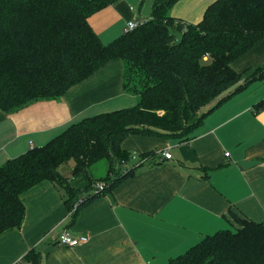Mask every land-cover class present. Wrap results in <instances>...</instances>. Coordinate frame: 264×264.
Wrapping results in <instances>:
<instances>
[{"label":"trees","instance_id":"16d2710c","mask_svg":"<svg viewBox=\"0 0 264 264\" xmlns=\"http://www.w3.org/2000/svg\"><path fill=\"white\" fill-rule=\"evenodd\" d=\"M116 1L0 0V110L60 98L117 58L124 61L123 87L138 98L133 107L84 117L45 145L6 160L0 166V236L22 226V193L44 180L58 186L76 218L82 205L137 167L163 162L154 150L133 160L121 144L134 133L188 140L208 112L241 89L236 85L243 75L232 63L264 35V0H217L202 21L189 24L171 16L178 0H156L152 18L104 43L90 18ZM255 78L264 79V68L246 80ZM262 110L264 100L254 106ZM71 160L74 173L85 170L90 177L86 188L76 189L60 172ZM100 161L109 162L108 170L94 177L91 169ZM233 216L236 230H218L168 264H264V221ZM41 257L32 249L22 264H41Z\"/></svg>","mask_w":264,"mask_h":264},{"label":"crops","instance_id":"0c3cea01","mask_svg":"<svg viewBox=\"0 0 264 264\" xmlns=\"http://www.w3.org/2000/svg\"><path fill=\"white\" fill-rule=\"evenodd\" d=\"M155 1L118 0L93 14L90 23L109 43L132 19L152 18ZM216 1L178 0L170 13L186 24L199 23ZM232 68L243 75L236 85L241 89L208 112L188 140L129 135L121 146L131 154L167 149L172 157L137 167L82 205L76 218L51 180L24 191L25 218L19 229L0 236V264H22L36 248L41 264H168L204 237L236 228L234 214L264 221V110L254 111L264 100V79L246 80L264 68V35ZM123 72L124 61L117 58L60 98L34 100L10 113L0 110V166L84 117L137 104V96L123 87ZM75 165L63 164L60 172L76 189L86 188L90 177L85 170L74 173ZM65 231L89 241L59 245Z\"/></svg>","mask_w":264,"mask_h":264},{"label":"built area","instance_id":"2783aa9c","mask_svg":"<svg viewBox=\"0 0 264 264\" xmlns=\"http://www.w3.org/2000/svg\"><path fill=\"white\" fill-rule=\"evenodd\" d=\"M142 22H140L138 19H132L127 27L126 32H131L134 28L138 27ZM163 159H170L172 157L171 153L167 150H164L163 152H160ZM226 155H229V152L226 153ZM133 160L137 158V154H133L132 156ZM106 186L104 182H98L96 184V187L103 189ZM58 244L59 245H67V246H77L80 245V243H87L89 241V237L87 235H80L79 237L71 235L68 231H65L64 233L59 235Z\"/></svg>","mask_w":264,"mask_h":264},{"label":"rangeland","instance_id":"374dc122","mask_svg":"<svg viewBox=\"0 0 264 264\" xmlns=\"http://www.w3.org/2000/svg\"><path fill=\"white\" fill-rule=\"evenodd\" d=\"M180 38H181V34L178 33V39H180ZM205 110H206V109H205ZM73 162H74V161L71 160V161L65 163V165H66V164H69V163H70V164H74ZM108 164H109L108 161H100L99 163L95 164V165L92 167V169H91V173H92V175H93L94 177H101L102 175H104V173H105V171H106V167L108 168ZM230 229H232V230H236L235 227L230 228Z\"/></svg>","mask_w":264,"mask_h":264},{"label":"bare ground","instance_id":"6f19581e","mask_svg":"<svg viewBox=\"0 0 264 264\" xmlns=\"http://www.w3.org/2000/svg\"><path fill=\"white\" fill-rule=\"evenodd\" d=\"M166 150H167V149H166ZM168 150H169V149H168ZM159 155H161V154H159ZM141 159H143V158H140V160H141ZM144 160H146V159L144 158ZM146 161H147V160H146ZM126 162H128V161H126ZM140 164H142V163H140Z\"/></svg>","mask_w":264,"mask_h":264}]
</instances>
